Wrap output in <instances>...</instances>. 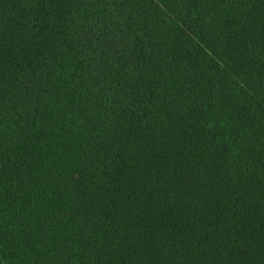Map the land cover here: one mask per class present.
Segmentation results:
<instances>
[{
  "label": "trees",
  "instance_id": "obj_1",
  "mask_svg": "<svg viewBox=\"0 0 264 264\" xmlns=\"http://www.w3.org/2000/svg\"><path fill=\"white\" fill-rule=\"evenodd\" d=\"M0 264H264V0H0Z\"/></svg>",
  "mask_w": 264,
  "mask_h": 264
}]
</instances>
